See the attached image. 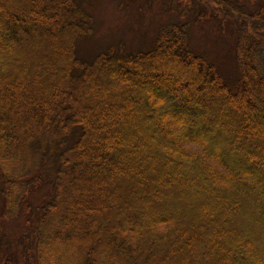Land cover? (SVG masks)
<instances>
[{
  "label": "trees",
  "instance_id": "1",
  "mask_svg": "<svg viewBox=\"0 0 264 264\" xmlns=\"http://www.w3.org/2000/svg\"><path fill=\"white\" fill-rule=\"evenodd\" d=\"M245 1L169 0L151 48L85 61L79 0H0V193L53 171L36 264L59 237L78 264H264V0ZM205 20L233 25V89L190 47Z\"/></svg>",
  "mask_w": 264,
  "mask_h": 264
},
{
  "label": "rangeland",
  "instance_id": "2",
  "mask_svg": "<svg viewBox=\"0 0 264 264\" xmlns=\"http://www.w3.org/2000/svg\"><path fill=\"white\" fill-rule=\"evenodd\" d=\"M236 1L242 2L249 9L252 8L245 0ZM79 2L91 16L90 32L76 38L75 41L76 55L85 61L91 60L98 52L111 45L121 46L126 53L147 50L153 46L162 23L180 19L177 13L167 9L169 0H79ZM162 2L166 3V7L161 4ZM234 41V29L230 21L221 23L218 20H205L189 28L190 47L216 65L230 89L234 88L238 76L233 58ZM189 147L198 149L194 145ZM41 175L40 184L33 187L30 185L29 191L21 197L14 198L13 192L7 195L0 193L2 232L0 264L39 263L34 257L35 248L32 247L33 243L27 232L36 216L35 206L41 205L47 198L53 171L49 170ZM2 176L0 170V182L3 180ZM23 231H26L24 234L27 251L23 249L24 245L20 240ZM70 243L73 242H67L66 239L59 237L47 246L46 251L55 264H78V259H75L71 252L73 247L67 246Z\"/></svg>",
  "mask_w": 264,
  "mask_h": 264
}]
</instances>
